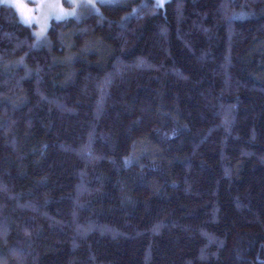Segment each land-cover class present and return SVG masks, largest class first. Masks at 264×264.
Segmentation results:
<instances>
[{"label": "trees", "instance_id": "obj_1", "mask_svg": "<svg viewBox=\"0 0 264 264\" xmlns=\"http://www.w3.org/2000/svg\"><path fill=\"white\" fill-rule=\"evenodd\" d=\"M48 38L0 4V264H264V0L104 2Z\"/></svg>", "mask_w": 264, "mask_h": 264}, {"label": "rangeland", "instance_id": "obj_2", "mask_svg": "<svg viewBox=\"0 0 264 264\" xmlns=\"http://www.w3.org/2000/svg\"><path fill=\"white\" fill-rule=\"evenodd\" d=\"M121 0H91V3L95 5V7L85 6L88 4V0H75V3L81 5L80 7H76V15L75 16H69V17H81L86 12L90 10H97L99 8L100 3L104 2H117ZM159 5H163L166 0H156ZM45 5H51L53 9H58L59 7H62L64 11L70 12L72 11V5L70 3V0H43ZM0 4L8 5L13 7L20 18V20L25 23L22 20V14L25 18H28L30 22L25 23L27 25H30L33 29L34 35L38 32H40V25L41 23L45 22V14L49 12V8L45 6L44 8H40L39 5L41 4V0H0ZM29 9L32 11L29 12ZM34 18V19H32ZM68 17H61L59 19L48 16V19L46 20L47 23V29L44 33V35L37 39L35 35V46H43V45H49V38H48V30L53 20H62ZM39 20L40 23H37L36 21ZM143 146L146 147L147 144L143 143Z\"/></svg>", "mask_w": 264, "mask_h": 264}, {"label": "snow or ice", "instance_id": "obj_3", "mask_svg": "<svg viewBox=\"0 0 264 264\" xmlns=\"http://www.w3.org/2000/svg\"><path fill=\"white\" fill-rule=\"evenodd\" d=\"M70 3L72 5V11L66 12V11H64V9L62 7H59L58 9H53L51 5H45L43 0H41V4L39 5V7L44 8L45 6H47L49 8V12L47 14H45V22L41 23V25H40V29H41L40 32L35 34L37 39H40L44 35V33L47 29L46 20L48 19V16H53V17L59 19L61 17H69V16H75L76 15L75 9H76V7H80L81 5L75 3V0H70ZM85 6L95 7V5L91 3V0H88V4ZM158 6H160V5L158 4ZM31 11L32 10L29 9V12H31ZM32 19H34V18H32ZM22 20L25 23L30 22V20L28 18H25L23 14H22ZM36 22L40 23L39 20H37Z\"/></svg>", "mask_w": 264, "mask_h": 264}]
</instances>
